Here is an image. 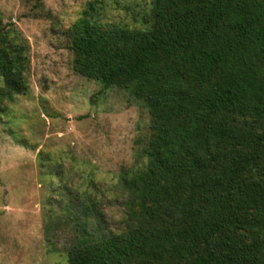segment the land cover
I'll return each mask as SVG.
<instances>
[{
	"label": "trees",
	"instance_id": "16d2710c",
	"mask_svg": "<svg viewBox=\"0 0 264 264\" xmlns=\"http://www.w3.org/2000/svg\"><path fill=\"white\" fill-rule=\"evenodd\" d=\"M99 4L67 29L72 69L140 101L148 135L118 176L119 231L88 191L77 214L64 206L67 263L264 264V0H150L141 28L104 22ZM29 69L0 16L1 101L27 94Z\"/></svg>",
	"mask_w": 264,
	"mask_h": 264
},
{
	"label": "rangeland",
	"instance_id": "374dc122",
	"mask_svg": "<svg viewBox=\"0 0 264 264\" xmlns=\"http://www.w3.org/2000/svg\"><path fill=\"white\" fill-rule=\"evenodd\" d=\"M92 1L42 0L35 9L33 0H0V16L21 30L30 58L27 94L0 100V264H68L78 231L64 206L77 214L86 191L104 228L122 227L117 180L145 143L148 115L126 91L72 69L66 32ZM99 3L104 22L148 25L150 0Z\"/></svg>",
	"mask_w": 264,
	"mask_h": 264
}]
</instances>
